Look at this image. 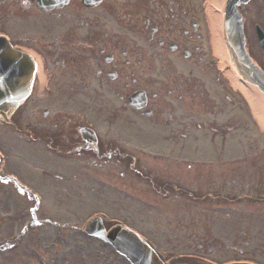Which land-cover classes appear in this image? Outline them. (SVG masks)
<instances>
[{"label": "flooded vegetation", "instance_id": "1", "mask_svg": "<svg viewBox=\"0 0 264 264\" xmlns=\"http://www.w3.org/2000/svg\"><path fill=\"white\" fill-rule=\"evenodd\" d=\"M0 41L31 64L27 97L0 120V204L20 199L8 219L55 225L52 193L115 178L109 186L184 209L169 222L187 247L237 257L211 264H264L263 137L214 53L203 0H0ZM243 125L256 136L227 137ZM203 131L207 169L184 152ZM142 132L164 152L145 149ZM199 210H221L234 239L198 233Z\"/></svg>", "mask_w": 264, "mask_h": 264}, {"label": "rangeland", "instance_id": "2", "mask_svg": "<svg viewBox=\"0 0 264 264\" xmlns=\"http://www.w3.org/2000/svg\"><path fill=\"white\" fill-rule=\"evenodd\" d=\"M204 4L208 14L209 0H204ZM238 10L243 16L249 53L259 64L264 66V51L257 43L254 32L255 23H258L264 31V0H250L246 5L240 6ZM224 61L222 56V62L224 63ZM235 87L240 89L237 85ZM247 110L250 111L249 106H247ZM254 118L259 122L258 118L255 116ZM243 127L242 133H239L237 129L227 137L256 136L254 125H243ZM259 127L263 133L264 152V128H261V125ZM203 132H205V138H209V133ZM137 138L142 139V143L148 146H154L153 144L156 143L155 135L151 132L139 133ZM145 149L152 151L149 148ZM188 151L191 156L197 159L209 155L208 149L205 150L204 147L200 146L194 148L193 152L191 147H188ZM236 168L257 170L249 163H238ZM199 169L207 168L200 166ZM107 180L116 184L115 178H108ZM1 190L5 191L4 189ZM129 194L132 193L121 192L109 186L93 193L63 194L56 191V193L51 194V207L49 208L52 213L54 212L57 224L54 227L36 226L31 231H27L24 236L22 234L26 231L22 230L25 228L23 224L26 220L17 221L6 217L8 214H16L19 211L17 206L20 199L17 195H12L7 198L6 207L0 204V217L6 218V220L0 219V244L7 247V236L16 235L17 239L12 242L15 246L0 251V264H129L111 246L88 237L79 230L86 218L94 214L102 216L106 224L112 223V221H121L128 227L140 232L150 241L165 264L178 263L180 255L189 253L200 254L206 263H222L231 258H237L232 257L234 254L230 252L211 255L206 251L201 253L187 247L186 243H183L179 238L181 233L178 229L172 230V225L169 222V219L173 217L184 216V209L182 211L179 209V214H173L172 209L176 206L167 205L160 195L154 193L140 194L139 197L142 199L138 198L139 201H136V197L131 198ZM220 212L221 210H217L213 218L211 213L199 210V231L197 230L198 226H195L194 229L198 233L209 234L213 239H221L227 243L234 239L228 230L229 227L233 226L230 223H225L224 213ZM243 229L245 232L250 230L255 236L256 227L251 228L244 225L241 227V231ZM252 254L250 251L248 256L251 257ZM256 258L263 259L258 256Z\"/></svg>", "mask_w": 264, "mask_h": 264}, {"label": "water", "instance_id": "3", "mask_svg": "<svg viewBox=\"0 0 264 264\" xmlns=\"http://www.w3.org/2000/svg\"><path fill=\"white\" fill-rule=\"evenodd\" d=\"M248 1L225 0L221 24L222 37L229 61L236 74L242 81L255 87L264 96V70L253 62L246 51L242 16L237 11L239 5L246 4ZM256 30L259 42L264 49V35L258 25H256ZM9 59L14 65L17 63L11 57ZM24 66L27 67V65ZM5 84L6 80L2 76L0 64V119L8 116L13 107L23 99L26 82L24 81L23 85L19 82L17 86L12 87L13 89L6 88ZM83 231L111 244L131 264H163L140 236L121 225H115L105 231L101 219L95 216L85 223Z\"/></svg>", "mask_w": 264, "mask_h": 264}, {"label": "bare ground", "instance_id": "4", "mask_svg": "<svg viewBox=\"0 0 264 264\" xmlns=\"http://www.w3.org/2000/svg\"><path fill=\"white\" fill-rule=\"evenodd\" d=\"M223 1L224 0H209L208 4L209 21L212 30L214 51L216 54H223L220 37V11ZM212 7L217 8V12L211 9ZM226 74L231 82L236 84L242 90L250 104L253 115L259 119L261 128H264V96L259 94L255 88L239 81L232 70H229Z\"/></svg>", "mask_w": 264, "mask_h": 264}]
</instances>
